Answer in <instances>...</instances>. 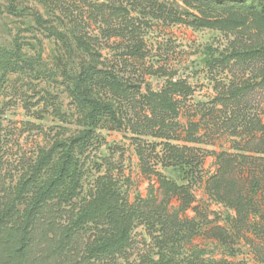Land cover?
<instances>
[{
    "label": "trees",
    "instance_id": "16d2710c",
    "mask_svg": "<svg viewBox=\"0 0 264 264\" xmlns=\"http://www.w3.org/2000/svg\"><path fill=\"white\" fill-rule=\"evenodd\" d=\"M193 1L203 4V0ZM230 1H237L238 5L216 7L213 16L204 8L203 18L195 17L193 24L217 28L228 38L235 36L230 31L236 30V24H242L235 11L248 6L247 0ZM256 3L264 9L262 1ZM202 4L199 6H209ZM111 8L118 19L126 16L130 25L128 29L115 30L113 36L106 32L103 35L107 39L120 38L126 44V58L121 57L122 61L116 64L98 62L97 57L101 56L95 49L98 36L87 30L90 24L84 17L75 20L72 15L70 19L65 17L62 27L54 26L39 14L34 18L37 25L48 27L58 40L81 53L82 63L72 83L80 127L75 134L42 148L31 163L12 176L5 172L6 129L0 102V264H234L224 259L225 256L202 262L207 253L193 242L197 238L210 240L234 258L241 234L252 230L264 237V160L248 162L250 158L242 156L236 164L218 155L221 164L208 185L212 197L230 211L226 224H211L200 211L193 219L186 217V211L195 202L192 187L202 180L205 158L198 149L185 151L184 146V142L200 143L199 132L204 127L202 123L181 121V107L194 95V89L185 80L169 77L161 90L148 88L143 93L140 85L144 78L136 75L140 77L136 79L126 73L129 67L144 63L146 48L144 39L140 38L145 23L139 22L132 12L138 15L147 12L161 16L164 21L172 15L153 0H120ZM92 12L89 18L95 19ZM249 47L246 54L264 58V38L253 48ZM244 54L245 51L238 50L237 42L230 40L229 49L210 66H231ZM3 55L0 49V63ZM3 71L0 65V76ZM262 78L264 83V72ZM230 89L229 100L239 101L240 90L232 86ZM2 90L0 83V101ZM138 108H147L150 114L140 110L137 113ZM240 116L233 112L231 120L248 125L246 116ZM107 125L164 138V151L158 162L165 169L179 170L185 183L178 184L154 170L148 154L144 153V142L139 140L137 154L142 167L158 177L160 191L167 197L160 201L152 192L147 198L136 197L132 202L128 191L109 172L95 177L92 173L98 162L93 154L99 148L98 132ZM255 125L264 129V125ZM245 128L253 131L254 127ZM261 133L263 140H258L261 146L258 145L264 154V130ZM174 138L183 142L174 143ZM148 148L154 151L153 144ZM173 199L180 203L176 209L170 207ZM185 199L191 203L185 204ZM140 230L145 234L142 246L135 239ZM261 252L258 264H264V250Z\"/></svg>",
    "mask_w": 264,
    "mask_h": 264
},
{
    "label": "rangeland",
    "instance_id": "374dc122",
    "mask_svg": "<svg viewBox=\"0 0 264 264\" xmlns=\"http://www.w3.org/2000/svg\"><path fill=\"white\" fill-rule=\"evenodd\" d=\"M257 1L264 3V0H253L249 4L247 0V8L235 11L242 24H236V30L230 31V34H236L230 35L231 38L217 28L197 26L193 22L195 17L203 18L201 11L204 8L213 16L218 9L216 7L222 9L238 5L237 1L203 0L202 4L193 0H153L172 15L166 21L147 12L140 15L132 12L139 22L142 20L145 23L140 38L144 39L146 48L144 63L129 67L127 75L131 73L136 79L144 78L140 85L143 93L148 88L161 90L169 77L185 80L194 89V95L181 107V121L184 124L189 121L202 123L204 127L199 132L200 143L184 142V146L185 151L198 149L205 158L202 180L192 187L195 202L185 213L190 219L200 211L211 224H226L230 211L212 197L208 185L221 164L218 155L236 164L242 156L250 158L248 162L264 160L258 145V140H263L261 132L264 129L255 125H264V58L246 54L250 45L253 48L264 38L261 26L264 9L258 6ZM117 2L120 0H0V49L5 53L0 63L4 70L0 76L3 86L0 102L6 129L7 174L15 176L36 158L42 148H48L57 139L75 134L80 127L79 108L74 100L72 83L82 63L81 53L58 40L48 27L37 25L35 16L39 14L54 26L61 27L65 24V17L70 19L72 15L75 17L73 20L84 17L90 24L87 30L98 36L95 48L96 53L101 54L97 57L98 62L116 64L122 61L121 57L123 60L126 58V44L120 38L107 39L103 35L107 33L113 36L115 30L130 26L126 16L118 19L114 14L111 6ZM204 3L209 6H199ZM91 11L95 12V19L89 18ZM230 40L237 42L238 50L245 51V54L231 66L212 68L210 63L220 59L221 53L229 49ZM249 56L251 59L247 60ZM230 86L242 93L239 101L232 103L229 100ZM139 110L150 114L147 108L146 111L138 108L136 112L139 113ZM233 112L237 113V117L245 115L248 125L234 123L231 120ZM247 126L254 127L253 131L246 129ZM98 134L99 148L93 154L98 166L92 174L97 177L109 172L121 182L123 190L128 191L132 202L136 197L145 199L152 192L160 201L167 197L163 190L160 191L158 177L143 169L137 154V140L144 142V153L148 154L154 170L178 184L185 183L179 170L165 169L158 162L163 155L164 138L160 139L154 134L139 135L130 128H115L112 125H107ZM174 139V143L183 142L180 138ZM151 144L154 146L153 152H150L152 148H148ZM183 202L187 204L191 200L185 199ZM179 205L176 199L170 203L174 209ZM258 235L252 230L241 234L239 251L234 258L228 257L210 240L197 238L193 245L207 253L202 262L206 260L209 263V259L215 261L225 256L224 259L234 264H258L262 259L259 254L264 250V237ZM135 239L140 246L145 245V234L141 230Z\"/></svg>",
    "mask_w": 264,
    "mask_h": 264
}]
</instances>
